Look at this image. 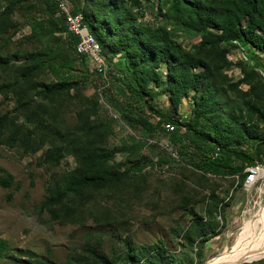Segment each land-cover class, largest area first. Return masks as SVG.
<instances>
[{
  "label": "rangeland",
  "instance_id": "rangeland-1",
  "mask_svg": "<svg viewBox=\"0 0 264 264\" xmlns=\"http://www.w3.org/2000/svg\"><path fill=\"white\" fill-rule=\"evenodd\" d=\"M65 1L69 10L75 5L74 0ZM75 1L81 9L84 5L97 8L105 0ZM123 1L137 22L164 24L183 49L200 51V34L179 26L168 0ZM34 14L51 17L45 0H0V55L7 57L0 64V116L5 115L0 177L11 175L8 186L0 183V237L10 247L30 249L40 261L47 258L57 264H99L105 263L103 258L112 264H128L127 256L133 253L141 256V264H149L146 247L151 244L164 246L168 254L175 255L177 264H204L233 253L243 237L246 219L253 218L264 204V161L257 164L255 181L241 184L236 175L204 173L187 163L168 132L147 136L129 125L109 100L121 91L114 79L124 75L117 66L120 52L104 55L106 68L100 75L89 57L80 61L76 55L72 78L80 81L79 87L43 97L38 89L55 76L48 69L22 75L27 55L41 48L28 23ZM63 48L74 58L67 45ZM210 48L206 55L200 53L215 58L218 73L211 114L205 112V116L221 117L233 111L264 134V54L250 53L236 42ZM87 67L91 72H86ZM159 71L164 80L166 67L160 64ZM163 85L148 84L154 91L152 103L166 111L172 104ZM200 95L190 89L178 102L175 116L183 121L191 118L194 97ZM200 119L201 124L207 121L203 113ZM139 141L141 146L129 147ZM88 147L113 151L108 159L112 167L145 166L114 183L46 202L66 176L81 168V153ZM214 199L220 202L213 213L219 227H214L213 236L200 247L198 233L191 229L193 220L200 216L209 220V202ZM0 264L19 263L3 257Z\"/></svg>",
  "mask_w": 264,
  "mask_h": 264
},
{
  "label": "trees",
  "instance_id": "trees-1",
  "mask_svg": "<svg viewBox=\"0 0 264 264\" xmlns=\"http://www.w3.org/2000/svg\"><path fill=\"white\" fill-rule=\"evenodd\" d=\"M168 1L178 16V22L181 24L179 26L200 34L198 45L204 55L209 47L211 50L232 42H236L250 53L259 51L264 54V0ZM74 3L70 10L79 12L82 24L97 39L102 53L107 55L108 52H120L117 66L123 70L124 75L114 79L121 91L110 96L109 100L115 104L124 121L133 127H139L147 136H152L157 131L168 132L179 156L204 173L236 175L241 184L247 182L249 169L246 167L264 161V134L259 133L252 121L233 111H228L221 117L205 116V112L211 114L212 93L218 73L215 58L211 54L205 57L199 50L190 52L183 49L172 38L170 30L164 24L137 22L130 5L123 0H105L97 4V8L84 5L81 9L77 7L75 0ZM45 4L51 17L37 14L29 16L31 32L40 41L41 48L27 55L28 65L22 75L29 77L36 71L48 69L55 76V80L43 84L38 92L43 97H49L65 89L79 87L80 81L72 78L76 76V73H72L73 70L77 69L75 56L80 57V61H86L88 56L80 53L76 45L78 35L68 29L65 12L61 9L59 0H45ZM61 33L64 38L62 43ZM64 45H67L74 58L65 52ZM6 61L7 57L0 55V64ZM160 64L166 67L164 80L160 75ZM94 71L98 75L103 73L96 69ZM86 72H91L88 67ZM84 76L87 75L84 73ZM150 82L153 85L164 84L162 88L168 92L173 110L163 111L155 107L151 101L154 91L148 86ZM190 89L194 90V95L198 92L202 95L194 97V114L183 121L175 116L176 107L181 97L188 94ZM202 113L207 121L201 124ZM152 117L156 119L152 121ZM4 121L5 115L0 116V135ZM168 122L174 125L173 129L166 127ZM109 124L108 121L106 128ZM142 144V141H139L129 147L137 148ZM112 152L100 147L84 149L81 153V168L66 176L61 186L55 187L45 201L55 203L87 187L114 183L129 171H138L145 166L141 163L126 165L123 169L112 167L108 163ZM170 157L175 160L173 156ZM159 158L166 160L164 156H158ZM10 181V174L0 177L2 185L8 186ZM219 204L216 199L209 202V220L201 216L193 220L191 229L198 233L200 247L214 234L211 232L217 226V220L213 213ZM146 253L151 258L148 260L149 264L178 262L175 255L168 254L161 244L147 246ZM3 257L19 264H57L47 258L43 259L44 262L40 261L37 253L30 249L10 247L6 240L0 237V258ZM127 257L128 264H141V256L133 253ZM103 259L105 263L99 264H112ZM263 263L264 257L242 262Z\"/></svg>",
  "mask_w": 264,
  "mask_h": 264
},
{
  "label": "bare ground",
  "instance_id": "bare-ground-1",
  "mask_svg": "<svg viewBox=\"0 0 264 264\" xmlns=\"http://www.w3.org/2000/svg\"><path fill=\"white\" fill-rule=\"evenodd\" d=\"M84 27L101 50L97 39L89 32L86 26ZM243 230V237L233 253L222 260H209L204 264H238L241 260H253L264 256V204L259 207L253 218L246 219Z\"/></svg>",
  "mask_w": 264,
  "mask_h": 264
},
{
  "label": "built area",
  "instance_id": "built-area-1",
  "mask_svg": "<svg viewBox=\"0 0 264 264\" xmlns=\"http://www.w3.org/2000/svg\"><path fill=\"white\" fill-rule=\"evenodd\" d=\"M59 5L61 9L65 12V22L70 31L78 35V41L76 45L78 46L80 53L88 56L93 62V68L97 71L103 72L106 68V59L100 48L93 37L87 32L86 28L83 26L80 14L78 11L72 12L67 8L65 0H59ZM105 72V71H104ZM173 124L168 122L166 127L168 129H173ZM256 164L249 165V181H255V177L259 171V166Z\"/></svg>",
  "mask_w": 264,
  "mask_h": 264
},
{
  "label": "water",
  "instance_id": "water-1",
  "mask_svg": "<svg viewBox=\"0 0 264 264\" xmlns=\"http://www.w3.org/2000/svg\"><path fill=\"white\" fill-rule=\"evenodd\" d=\"M245 261H251V260H241L238 264H241L242 262H245Z\"/></svg>",
  "mask_w": 264,
  "mask_h": 264
},
{
  "label": "crops",
  "instance_id": "crops-1",
  "mask_svg": "<svg viewBox=\"0 0 264 264\" xmlns=\"http://www.w3.org/2000/svg\"><path fill=\"white\" fill-rule=\"evenodd\" d=\"M218 227H219V225H217V228H218ZM215 234H216V233H215ZM212 236H213V235H212ZM212 236H211V237H212ZM211 237H210V238H211ZM210 238L206 239L204 242H206V241L209 240ZM203 246H204V245H203ZM202 248H203V247H202Z\"/></svg>",
  "mask_w": 264,
  "mask_h": 264
}]
</instances>
